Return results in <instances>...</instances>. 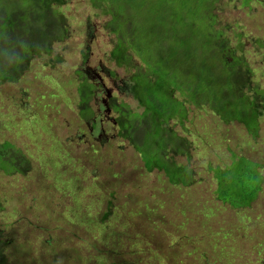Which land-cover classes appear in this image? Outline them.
<instances>
[{
    "label": "rangeland",
    "instance_id": "374dc122",
    "mask_svg": "<svg viewBox=\"0 0 264 264\" xmlns=\"http://www.w3.org/2000/svg\"><path fill=\"white\" fill-rule=\"evenodd\" d=\"M243 1L222 0L218 25H229L233 47L238 33L250 38L245 56L264 88V53L253 43L264 36V0ZM93 3L66 0L59 7L66 39L51 57L29 61L17 81L0 85V144L15 146L7 153L16 166L10 174L0 169V255L6 264H264V190L251 209H235L216 199L212 170L240 155L260 163L264 177V117L256 143L240 123L227 125L207 107L193 110L184 123L169 126L191 141L190 162L182 154L175 160L189 164L196 185L182 190L162 172H145L140 154L120 137L109 102L115 97L143 110L125 88L143 65L133 52V67L111 59L117 36ZM81 73L100 87L90 103L92 121L80 116ZM50 92L60 100L58 109ZM191 196L202 199L188 212L178 200ZM132 202L137 213L131 216Z\"/></svg>",
    "mask_w": 264,
    "mask_h": 264
},
{
    "label": "trees",
    "instance_id": "16d2710c",
    "mask_svg": "<svg viewBox=\"0 0 264 264\" xmlns=\"http://www.w3.org/2000/svg\"><path fill=\"white\" fill-rule=\"evenodd\" d=\"M65 1L0 0V85L17 81L29 61L35 56L51 57L55 45L66 39L68 22L59 8ZM93 1L108 16L106 29L117 36L111 59L120 67H133L137 59L133 52L143 65L142 69L137 66L125 82L127 93L143 110L133 111L131 105L117 102L115 97L109 102L118 114L116 123L123 130L120 137L127 139L140 154L145 172H162L170 184L182 190L196 185L189 164L175 160L182 154L190 162L191 141L169 126L171 121L184 123L193 110L207 107L223 123L238 122L256 143L261 141L264 88L253 80L254 71L245 56L250 38L238 33V42L233 47L226 35L229 25H218L216 10L222 0ZM252 1L243 3L250 6ZM253 43L257 51L264 53V36H255ZM80 76V116L92 121L95 110L90 103L100 87L88 75ZM111 77L117 76L113 72ZM50 94L54 110L58 109L59 98L53 92ZM201 122L196 126L200 127ZM14 147L10 142L0 144V169L8 174L16 169L11 153H7ZM171 153H175L173 157ZM234 159L223 168L212 169L217 180L214 194L218 201L235 209H251L264 190V177L259 172L261 164L240 155ZM185 199L178 201L189 212L191 207L201 204L202 197L191 196L187 203ZM135 204H131V216L137 213L131 211ZM112 206L111 200L109 208ZM156 211L155 208L147 214L151 216ZM215 229L217 234H222V227ZM6 263L0 255V264Z\"/></svg>",
    "mask_w": 264,
    "mask_h": 264
}]
</instances>
